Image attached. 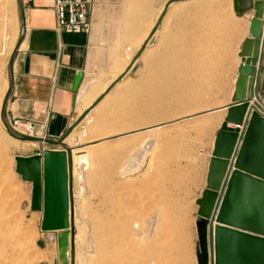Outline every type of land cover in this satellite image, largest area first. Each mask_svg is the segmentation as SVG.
Masks as SVG:
<instances>
[{"label":"rangeland","instance_id":"1","mask_svg":"<svg viewBox=\"0 0 264 264\" xmlns=\"http://www.w3.org/2000/svg\"><path fill=\"white\" fill-rule=\"evenodd\" d=\"M168 1L156 0L155 9H149L146 2L113 0L110 15L122 19L121 26L116 27L120 33L125 36V17L144 21V32L140 26L139 36L129 42L132 49L127 50L128 43L124 42V55L111 58L112 78L129 67ZM203 1L171 5L162 21L158 43L162 40L164 45L171 17L188 18L193 23L188 29H193L194 46L209 55L225 57L226 72L209 73L208 80L206 75L204 80L196 74L170 75L169 49L156 63L152 38L113 97L65 140L68 147L76 150L72 152L74 213L72 218L69 190L70 221L66 227L44 226L43 197L41 207L34 206V182L18 172V159L35 156L38 150L65 151L70 181L67 151L11 138L0 117V224H8L4 225L5 249L0 251V264H64L59 252V233L63 231L69 236V264H143L151 247L165 255L168 252L170 264H212L210 227L199 220V201L210 186L215 138L224 118L219 108L234 100L237 66L241 62L238 46L249 34V19L245 16L249 5L248 0H242L241 15H237L234 0ZM20 23L21 19L15 24L8 0H1L0 100H4L9 86V59L19 39ZM153 62L157 80L154 102L151 98L145 101L140 87ZM210 64L211 70L216 68ZM261 71L258 91L263 99L264 65ZM104 77L103 73L95 75L94 80L100 81L97 85ZM128 88L138 95L132 94L126 100ZM211 117L212 126L200 130L199 121ZM12 131L29 135L24 123ZM148 140L153 142L140 156V164L131 163L132 156ZM85 155L89 156L88 163L79 162V157ZM137 233L143 234L138 237Z\"/></svg>","mask_w":264,"mask_h":264},{"label":"crops","instance_id":"2","mask_svg":"<svg viewBox=\"0 0 264 264\" xmlns=\"http://www.w3.org/2000/svg\"><path fill=\"white\" fill-rule=\"evenodd\" d=\"M129 1L146 2L149 4V9H155L154 2L156 0H125V3L129 4ZM255 1L248 0L247 3L249 7L246 8L245 16L249 19V25L255 13L251 8ZM8 4L13 11V20L17 25L21 19L17 0H8ZM112 5L113 0H96L91 15V31L81 34H61L57 31L55 0H32L25 5L26 36L23 46L20 47L21 49L16 56L14 65L15 86L7 111L22 122L33 124L37 137L52 141L62 138L116 79L126 71L124 68L116 77L112 78L110 66L114 62L111 58H120L124 55L123 52L126 47H124V42L128 43L127 50L132 49L129 42L139 36L140 26L144 32V21L138 18L130 20L125 17L124 36L119 29L122 19L110 15ZM169 20L171 28L166 33L164 45L162 40H160V44L158 43V33L163 30V20L153 36L156 63L158 57L161 59L163 51L167 52L168 48L170 75L196 74L201 75L202 80L206 75V80H208L209 73L222 74L226 72L224 70L226 66L225 57L221 58L220 54L215 53L209 55L204 49L194 46L193 29H188V27L193 26V23H189L188 18L174 19L171 17ZM117 26L119 27L116 28ZM130 26L133 28L130 29ZM179 26H186V28L181 29ZM245 39L246 37L240 40L238 54ZM210 63L217 69L211 70ZM78 73L81 74V80L75 92V80ZM101 73L105 74L106 77L100 83L101 85H97L100 81L99 79L98 81L94 80V77ZM124 80L125 77L121 81ZM120 82L113 87L101 101L102 103L94 108L73 132L78 130L83 122L94 114L108 98L113 97V92L121 84ZM233 104L234 100L219 108V111L224 112V119L227 114V107Z\"/></svg>","mask_w":264,"mask_h":264},{"label":"water","instance_id":"3","mask_svg":"<svg viewBox=\"0 0 264 264\" xmlns=\"http://www.w3.org/2000/svg\"><path fill=\"white\" fill-rule=\"evenodd\" d=\"M186 1L189 0H170L166 3L155 28L126 71L116 79L62 138L52 141L12 131V129L19 130V123L26 124V122L15 118L7 111L15 86L14 65L16 56L26 36L25 6L23 0H17L21 17V28L17 45L9 59L10 81L0 111L1 121L6 127L8 135L14 139L65 148L68 153L70 168L69 190L72 218L74 213V201L72 198L73 150L66 145L65 140L85 117L101 103L113 87L129 73L140 54L153 38L169 7L175 2ZM241 1L234 0V11L237 15H241ZM251 8L255 13L249 25L250 35L243 41L239 52L241 63L238 66V76L235 83L234 104L227 107L225 119L216 134L213 159L211 161V165L214 161L219 162L218 168L222 171V176L218 182L211 181L210 173L208 191L213 194L211 208L207 215H204L200 210L199 220L210 227L211 251L215 258L214 262L212 256V264H264V117L257 112L249 113V100L258 91L261 79V64H259V68H257V65L261 46L264 43L261 30L264 0H256ZM80 80L81 74L78 73L75 80V92ZM244 125L246 129L241 138V145L237 148L241 130L239 126ZM46 152L42 153V151L38 150L35 156L18 159V172L24 178L34 182V206L39 208L41 207L42 197L46 206L45 187H47L48 174L45 162ZM27 164L35 165L37 174L34 176L27 175L24 172ZM228 169H230L229 175L224 182ZM223 191L224 193L220 195V192ZM63 227H66V225ZM204 240L205 237L203 244L206 246ZM203 263L206 264L207 261Z\"/></svg>","mask_w":264,"mask_h":264},{"label":"bare ground","instance_id":"4","mask_svg":"<svg viewBox=\"0 0 264 264\" xmlns=\"http://www.w3.org/2000/svg\"><path fill=\"white\" fill-rule=\"evenodd\" d=\"M208 1L209 0H204L203 2L206 4V2H208ZM204 15H206V14H204ZM207 15H209V14H207ZM208 17H207V20H208ZM22 46H23V44L21 45V47ZM153 61H154V57H153ZM169 61H170V56H169ZM155 73H156L155 72V62H153V67L150 68V70L148 71V76L142 82V84L140 86L141 88H143L141 90L144 92L145 101H147L150 98L153 100V102L155 100L154 87L157 88V80L154 77ZM8 87L9 86L7 85V88L4 92V95L6 94ZM150 88L152 89L151 91H149ZM133 93L134 92L132 91V88L126 89L125 90V99L128 100V98H130V95H132ZM136 94H133V95L135 96ZM0 101H1L0 102V111H1L3 99ZM213 119L214 118L211 117V118H207V119L199 121L200 130L204 131V130L208 129L210 126H212ZM223 120H224V118H223ZM19 127H20V123H19ZM81 134H80V136H81ZM152 142H153V140H148L146 142V144L144 146H142V149L138 150L132 156L131 163H134V162L139 163L140 162V156L142 155V153H146V151H148V149L152 145ZM31 147H33V146H31ZM16 149L17 148H14L13 150H16ZM20 149H21V147H20ZM121 149H123V148H121ZM73 151L76 152V150H73ZM75 152H73V153H75ZM94 152L95 151H93V153ZM104 153H107V151ZM104 153H102V154H104ZM111 155H113V151H111ZM88 157L86 155L80 156L79 162L81 161L82 163H88ZM75 159L76 158L74 157V160ZM45 162L47 165V173L48 174H47V180H46L47 187H45V190H46V206H45L44 226L47 228H60V227H63L65 225H68L69 221H70V200H69V183L70 182H69V169H68V164H67V154L65 151H61V150H56V151L48 150L46 152ZM74 163H75V161H74ZM218 167H219V162L214 161L211 165V168H210V173H211V178H212L211 181L218 182L221 179L222 171ZM24 172L29 176H34L35 174H37V170L35 169V165H33V164H29V165L27 164V167H26V169H24ZM212 199H213L212 192L206 191L203 199L200 200L201 212L204 215L209 214L211 204H212ZM4 225L8 226V224H4ZM4 225L0 224V251L5 249V238H4L5 237L4 236L5 235L4 234L5 233V230H4L5 227H4ZM166 227H168V226H166ZM150 232H149V234H151ZM142 234L143 233H137V236L141 237ZM146 235H147V233H146ZM59 243H60V247H59L60 257H61L62 261L64 262V264H69V261H70L69 260V236H68L67 231H63V232L59 233ZM159 244H161V243L159 242ZM162 244H163V242H162ZM162 247H163V245H162ZM160 249H162V248H160ZM150 251H152L151 254H149L148 256L145 257V255H147L149 253L147 250L148 253L144 255L145 259L143 261V264H161V260H163L164 264H170L169 258L167 257V255H168L167 251H166L167 252L166 255H165V253H163L165 256L158 249H156L154 247H151ZM164 251H165V249H164ZM169 256H171V255H169ZM213 259H214L213 261L215 262V258H213Z\"/></svg>","mask_w":264,"mask_h":264},{"label":"built area","instance_id":"5","mask_svg":"<svg viewBox=\"0 0 264 264\" xmlns=\"http://www.w3.org/2000/svg\"><path fill=\"white\" fill-rule=\"evenodd\" d=\"M32 0H23L24 6ZM1 3V0H0ZM96 0H55V13L57 21V31L61 34H81L90 33L91 31V15ZM262 38L264 41V12L261 20ZM264 65V43L261 46V53L257 68ZM262 75V71H261ZM257 112L264 117V98H261L259 91L255 93L252 99L249 100V113ZM28 125L29 135L34 136L35 127L33 124ZM239 140L237 148L241 145V138L244 135L246 126H239Z\"/></svg>","mask_w":264,"mask_h":264}]
</instances>
